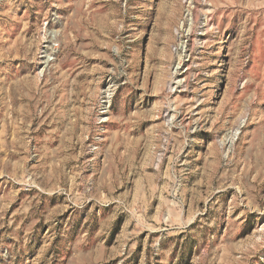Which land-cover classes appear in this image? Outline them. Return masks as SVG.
<instances>
[{
	"label": "rangeland",
	"instance_id": "obj_1",
	"mask_svg": "<svg viewBox=\"0 0 264 264\" xmlns=\"http://www.w3.org/2000/svg\"><path fill=\"white\" fill-rule=\"evenodd\" d=\"M0 264H264V0H0Z\"/></svg>",
	"mask_w": 264,
	"mask_h": 264
}]
</instances>
